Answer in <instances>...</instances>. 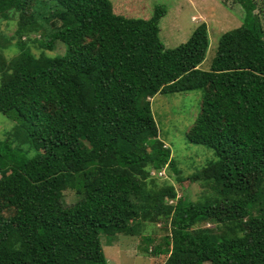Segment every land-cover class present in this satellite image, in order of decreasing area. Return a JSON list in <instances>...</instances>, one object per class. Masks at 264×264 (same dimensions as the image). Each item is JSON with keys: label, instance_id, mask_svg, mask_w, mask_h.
I'll use <instances>...</instances> for the list:
<instances>
[{"label": "trees", "instance_id": "1", "mask_svg": "<svg viewBox=\"0 0 264 264\" xmlns=\"http://www.w3.org/2000/svg\"><path fill=\"white\" fill-rule=\"evenodd\" d=\"M233 2L242 23L204 71L207 25L168 49L163 5L143 20L110 0H0V21H16L12 58L0 38V114L14 123L0 133V264H110L101 236L157 224L163 246L144 252L163 264H264V14ZM191 91L186 140L215 157L189 177L209 191L196 202L167 182L183 178L150 106Z\"/></svg>", "mask_w": 264, "mask_h": 264}, {"label": "rangeland", "instance_id": "2", "mask_svg": "<svg viewBox=\"0 0 264 264\" xmlns=\"http://www.w3.org/2000/svg\"><path fill=\"white\" fill-rule=\"evenodd\" d=\"M256 4V13L264 14V0H253ZM114 14L122 15L130 19H148L157 5L167 8V14L160 20L159 38L165 47L172 49L184 43L193 30L204 23L208 28L209 49L206 58L201 65V70H208L210 62L215 55L217 42L220 36L229 30L239 27L242 23V11L233 0H110ZM261 15V14H260ZM16 27L15 19L0 21V38L7 39L6 49L15 47L16 40L11 39ZM43 39L40 34L32 35V38ZM214 45V46H213ZM31 46V45H30ZM211 47L214 50L211 51ZM4 51L7 59L15 55V48L10 47ZM63 50L60 43L55 44L54 51H45L46 55H55ZM31 51L39 55L40 50ZM202 99L201 91L176 93L171 95H156L150 101L151 112L159 130V138L171 151L176 169L180 171L183 181L175 182L176 174L169 171L168 183L172 184L178 196L186 195L189 200L201 201L208 195V190L201 182L189 180L190 176L199 172L206 164L215 159L212 150L201 145H193L187 142L185 134L196 119ZM14 123L0 114V133L10 131ZM164 171V170H162ZM162 179H160V178ZM160 184L165 178L158 176ZM73 198L67 193L65 204H71ZM211 225H205L209 227ZM167 229L160 224L142 230L135 237L118 236L111 240L105 236L100 237L103 253L110 264H163V260L149 256L145 248L162 245L163 237ZM151 233V234H150ZM153 239L148 244L145 238ZM163 258V257H161ZM161 260V261H160Z\"/></svg>", "mask_w": 264, "mask_h": 264}, {"label": "clouds", "instance_id": "3", "mask_svg": "<svg viewBox=\"0 0 264 264\" xmlns=\"http://www.w3.org/2000/svg\"><path fill=\"white\" fill-rule=\"evenodd\" d=\"M165 171V170H164ZM164 171H160L159 173H157L158 176H162L164 175Z\"/></svg>", "mask_w": 264, "mask_h": 264}]
</instances>
